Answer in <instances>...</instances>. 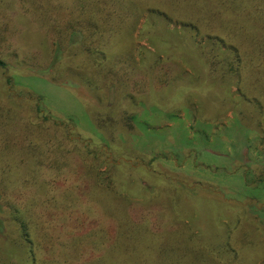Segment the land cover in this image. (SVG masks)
<instances>
[{"label": "trees", "instance_id": "1", "mask_svg": "<svg viewBox=\"0 0 264 264\" xmlns=\"http://www.w3.org/2000/svg\"><path fill=\"white\" fill-rule=\"evenodd\" d=\"M15 1L18 15L21 12L40 26L45 36L54 38L51 70L55 71L68 55L69 60L75 53L87 57L91 69L79 76L76 84L69 82L67 90L74 91L75 87L86 99L102 101V88L113 85L114 106L119 105L123 97L128 99L131 93L135 97L145 95L149 103L159 92L170 98L171 85L179 78L171 72L170 65L174 64L162 65L155 58L137 64L131 55L123 54L126 42H120L128 39L133 22L136 23L144 11L155 8L161 10L167 20L188 27L195 39L204 40L196 42L198 46L190 45L194 54L209 65V75L206 73L209 79L205 81L204 77L201 82L217 84L218 88L223 80L236 78L244 97L242 107L246 108L242 117L250 122L260 118L264 124V0H240L242 6L247 1L254 3L252 10L245 5L246 9L242 10L232 8L235 0ZM170 51L172 54L168 55L175 58L176 49ZM4 68L6 64L0 59V70ZM44 73L50 75L47 71ZM187 86L191 85L187 83ZM129 100L124 107H117L116 112L123 108L118 113L97 109L91 114L97 131L117 144L126 130L132 132L136 127L135 117L128 115L131 112ZM251 106L254 110L248 112ZM13 115L17 117L18 113ZM22 119L16 118L21 134L5 138L10 143L4 148L8 152L12 150V158L0 159V169L5 168L0 172V250L4 252L0 264H126L127 243L137 233L145 230L149 237H159L166 229L174 231L176 236V246L168 251L161 249L171 262H165L162 254H156L157 260L166 264H257L260 260L262 243L247 223L236 222L223 231L216 227L215 235L206 236L200 226L198 232H194L170 213L171 208L166 207L171 201L168 196L158 197L149 204L151 206L122 198L111 199L97 183L98 163L106 160L103 150L98 151L76 135L71 123H58L55 126L64 132L69 143H85L95 155L96 164L91 165L85 157H79L77 150L76 154L68 153L77 155L81 162L73 165L69 161L71 156L59 155L58 151L63 150L43 140L48 134L47 125L23 124ZM22 155L18 163V156ZM50 155H54L53 158H49ZM47 160L49 165L46 163L44 167H51L57 180H52V185L47 181L40 185L35 182L39 169L36 167L31 175L26 173V167L31 162L32 168L34 165L43 167L42 163ZM72 167H79L80 173L71 172ZM112 168L116 179L120 174L119 166L113 164ZM17 174L28 176L22 187L9 182L11 176ZM61 185L64 191L58 194L55 191ZM15 190L18 193L31 190L33 197L20 199L21 205L12 203L10 197L15 196L11 194ZM189 199L180 192L175 201L181 208ZM167 211L169 214H164ZM19 253L22 259L16 255ZM147 253L144 257L152 255Z\"/></svg>", "mask_w": 264, "mask_h": 264}, {"label": "rangeland", "instance_id": "2", "mask_svg": "<svg viewBox=\"0 0 264 264\" xmlns=\"http://www.w3.org/2000/svg\"><path fill=\"white\" fill-rule=\"evenodd\" d=\"M235 1L231 6L238 10L245 8L244 5L252 10L254 5L247 1L242 6L240 0ZM17 8L15 0H0V41L5 40L0 42V59L6 64V68L0 70V159L12 158V150H5L10 143L6 139L21 134L16 118H23V124L47 125L48 134L43 140L63 150L61 153L52 148L59 155L77 150L79 157H85L88 164H96L95 155L85 143H69L64 132L55 126L71 123L76 135L105 153L106 160L98 163L100 176L97 183L111 199L122 198L151 206L149 204L158 197L168 196L171 201L166 207L171 208L170 213L192 227L194 232H198L200 226L206 236L215 235L217 228L223 231L243 221L256 231L262 243L257 264H264L263 119L250 122L242 117L246 108L242 107L244 97L236 78L223 80V85L218 88L217 84L201 82L204 77L205 81L209 79L206 75H209V65L194 54L191 46H198L196 42L204 40L195 39L185 25L167 20L159 9L148 8L136 23L133 22L128 39L120 40L128 43H125L123 54L131 55L137 64L148 58L160 60L162 65L174 64L170 65L171 72L179 78L171 85L170 98L159 92L150 104L145 95L135 97L131 93L128 96L131 99L128 115L135 117L136 127L132 132L126 130L124 138L117 144L97 131L91 114L97 109L116 112L118 106L127 105L128 99L123 97L122 102L114 106L113 85L102 88V101L86 99L75 87L74 91L67 90L69 82L76 84L79 76L91 69L87 57L75 53L69 60L68 55L55 71L51 70L54 38L45 36L40 26L21 12L18 15ZM170 49H176L175 58L168 55ZM252 110L251 106L248 112ZM15 112L17 117L13 115ZM43 152L45 155V149ZM68 155L73 165H80L77 155ZM22 157L18 156V163ZM48 161L42 163L43 167L34 165L33 168L29 161L31 163L26 167V173L31 175L36 167L39 169L35 182L40 185L46 181L52 185V180H57L51 167H44L46 163L49 165ZM113 164L120 170L116 179L112 176ZM70 171L80 173L79 167H72ZM27 180L25 174H17L12 175L9 182L22 187ZM58 191H64L63 185L55 192ZM180 192L190 198L181 208L175 201ZM30 193L31 190L23 193L15 190L11 193L15 194L10 197L11 202L21 205L20 199L33 197ZM172 232L166 229L159 237H149L145 230L137 233L127 243L129 253L125 263L171 262L161 249L168 251L176 246V236ZM147 252L152 255L144 257ZM156 254H162L165 262L157 260ZM16 255L22 259L21 253ZM3 257L4 252L0 250V259Z\"/></svg>", "mask_w": 264, "mask_h": 264}]
</instances>
